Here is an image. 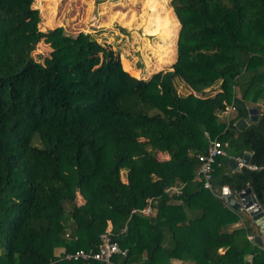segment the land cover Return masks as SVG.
Returning a JSON list of instances; mask_svg holds the SVG:
<instances>
[{"label":"trees","instance_id":"16d2710c","mask_svg":"<svg viewBox=\"0 0 264 264\" xmlns=\"http://www.w3.org/2000/svg\"><path fill=\"white\" fill-rule=\"evenodd\" d=\"M34 1L0 0V264H106L66 254L107 230L128 250L114 264H264L255 223L236 226L244 211L204 186L198 157L227 142L212 186L251 187L264 208V0H147L145 34L168 42L162 63L176 55L149 78L92 34L43 33ZM251 107L260 121L240 130Z\"/></svg>","mask_w":264,"mask_h":264},{"label":"rangeland","instance_id":"374dc122","mask_svg":"<svg viewBox=\"0 0 264 264\" xmlns=\"http://www.w3.org/2000/svg\"><path fill=\"white\" fill-rule=\"evenodd\" d=\"M159 1L166 10L173 9L171 0ZM33 8L41 11L43 33L63 27L72 35L80 32L92 34L102 44L103 51L111 49L120 55L122 61L124 58L130 65L131 73L137 77L149 78L159 70H168L176 60L175 55L171 64L162 63L159 49L162 45L167 46L168 42L161 36L145 34V21L150 13L147 0H41L40 4L35 0ZM42 42H39V53L35 52L34 59L43 65L51 57L53 47L44 36ZM178 89L185 95L191 92L181 82H178ZM261 108L264 110V105ZM241 216V220L255 223L248 212H241ZM255 225V232L260 234V227ZM5 251L6 248H3L0 252Z\"/></svg>","mask_w":264,"mask_h":264},{"label":"built area","instance_id":"2783aa9c","mask_svg":"<svg viewBox=\"0 0 264 264\" xmlns=\"http://www.w3.org/2000/svg\"><path fill=\"white\" fill-rule=\"evenodd\" d=\"M233 106L228 108V114L230 115ZM228 143L223 142L218 137L209 138V146L205 153L199 154V175L204 181V186L209 188L216 196L221 198L224 203L230 206V200L232 197V190L229 186H223L221 189L216 190L212 186V178L214 173V164L218 157L220 156H228L227 151ZM237 160L242 163L243 158H237ZM252 167V166H251ZM178 192H180L179 188H176ZM231 207V206H230ZM240 211H245L241 208ZM133 213H140L145 216H151L154 214V208L149 203L143 208H134ZM254 236H249L250 239L253 240ZM127 249H124L120 246V244L113 239L112 230H107L100 236V244L97 249H81L74 253L66 254V258L71 260H99L106 264H114L112 262V257L117 254H121L123 256L127 255Z\"/></svg>","mask_w":264,"mask_h":264},{"label":"water","instance_id":"95a60500","mask_svg":"<svg viewBox=\"0 0 264 264\" xmlns=\"http://www.w3.org/2000/svg\"><path fill=\"white\" fill-rule=\"evenodd\" d=\"M249 112L250 115L248 118H242L236 123L240 130L245 129L252 123H258L260 121V109L258 107H251ZM251 157L252 153L246 151L243 155L242 163H240L236 157L232 156L229 158L228 164L233 170L240 171L244 166H249L251 164ZM230 206L237 212L242 208L250 214L253 221L260 227V234L255 235L253 240L256 244L264 247V208L253 192V189L248 187L241 191L238 198L230 200Z\"/></svg>","mask_w":264,"mask_h":264},{"label":"crops","instance_id":"0c3cea01","mask_svg":"<svg viewBox=\"0 0 264 264\" xmlns=\"http://www.w3.org/2000/svg\"><path fill=\"white\" fill-rule=\"evenodd\" d=\"M160 156L162 158H167L168 157L166 154H160ZM237 225L245 226V221L244 220H241L239 223L236 224V226ZM174 264H191V263L182 262L180 260H174Z\"/></svg>","mask_w":264,"mask_h":264}]
</instances>
